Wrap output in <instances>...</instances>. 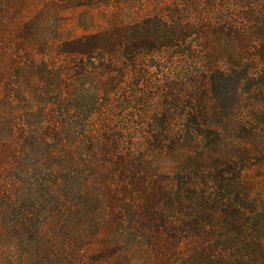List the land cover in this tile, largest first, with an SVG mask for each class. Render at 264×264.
I'll return each mask as SVG.
<instances>
[{"label": "trees", "instance_id": "obj_1", "mask_svg": "<svg viewBox=\"0 0 264 264\" xmlns=\"http://www.w3.org/2000/svg\"><path fill=\"white\" fill-rule=\"evenodd\" d=\"M262 171L264 0H0V264H264Z\"/></svg>", "mask_w": 264, "mask_h": 264}, {"label": "rangeland", "instance_id": "obj_2", "mask_svg": "<svg viewBox=\"0 0 264 264\" xmlns=\"http://www.w3.org/2000/svg\"><path fill=\"white\" fill-rule=\"evenodd\" d=\"M113 9L114 8H112L111 10H113ZM89 10H88V8L79 7V9L77 8L74 13L72 11H68V16L70 18H72L71 21L73 23L79 22L78 23V31H77V34L83 35L86 31H89V30L94 31V29L96 28V27H91V29H89L85 25L86 22H84V21L88 18V16L90 17L92 15L91 12H93L92 10H90L91 12ZM93 13H94V16L93 17H95L96 21H98V22L101 21V23H104L106 25V22L105 21H107V19H104V17H103V13L104 12L99 11V12H93ZM115 15H116L115 13H112L110 15L111 19L116 20L115 19ZM101 17H103V18H101ZM105 17H108V15L105 16ZM81 21H82V23H81ZM71 27H73V25L69 26L68 28H71ZM72 31L73 30H67L68 34L71 33ZM129 81H131V79H129ZM111 118L113 119V117H111ZM261 173H264V171H262ZM262 181H263V185H264V174L262 176ZM263 197H264V193H263ZM173 258H177V257H173Z\"/></svg>", "mask_w": 264, "mask_h": 264}]
</instances>
